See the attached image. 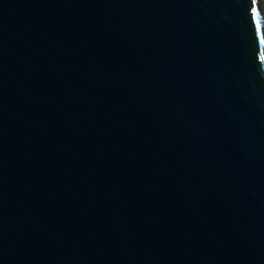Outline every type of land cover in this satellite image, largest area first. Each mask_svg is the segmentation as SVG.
I'll list each match as a JSON object with an SVG mask.
<instances>
[{
	"label": "water",
	"instance_id": "1",
	"mask_svg": "<svg viewBox=\"0 0 264 264\" xmlns=\"http://www.w3.org/2000/svg\"><path fill=\"white\" fill-rule=\"evenodd\" d=\"M0 264H264V0H0Z\"/></svg>",
	"mask_w": 264,
	"mask_h": 264
}]
</instances>
